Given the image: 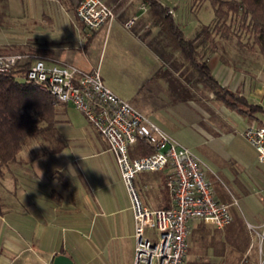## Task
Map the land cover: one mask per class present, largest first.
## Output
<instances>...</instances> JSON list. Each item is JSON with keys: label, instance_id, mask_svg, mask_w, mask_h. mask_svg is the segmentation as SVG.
<instances>
[{"label": "crops", "instance_id": "obj_1", "mask_svg": "<svg viewBox=\"0 0 264 264\" xmlns=\"http://www.w3.org/2000/svg\"><path fill=\"white\" fill-rule=\"evenodd\" d=\"M79 1L0 0V55L22 54L26 62L70 64L90 72L88 45L102 33L110 38L127 31L123 22L137 16L129 31L131 41H137L149 63L135 57L134 67L126 70L129 75L133 69L135 78L128 97L99 72L103 84L197 156L214 199L228 205L232 216L231 223L217 231L230 226L235 215L255 231H264V166L242 135L247 126L264 120V57L257 49L216 34L200 47L217 83L259 108L241 114L193 82L186 63L160 37L142 0H104L116 19L97 31L78 20ZM167 7L179 24L175 10ZM120 41L113 39V46L120 47ZM70 112L68 105L57 107L50 136L28 140L0 178V264H52L58 255L74 264L133 263V205L115 157L94 126ZM140 147L136 144L131 155L143 154ZM69 163L75 168L71 174ZM172 175L170 167L138 174L133 183L139 201L155 210L173 207L166 187ZM207 226L212 225L193 222L192 233ZM220 242L219 237L212 239L211 246L219 260L226 261ZM243 249H231L238 256L234 260L244 256ZM188 251L189 246L186 258Z\"/></svg>", "mask_w": 264, "mask_h": 264}, {"label": "built area", "instance_id": "obj_2", "mask_svg": "<svg viewBox=\"0 0 264 264\" xmlns=\"http://www.w3.org/2000/svg\"><path fill=\"white\" fill-rule=\"evenodd\" d=\"M76 16L89 31L110 25L116 18L104 0H80ZM136 21L137 16H133L123 27L131 29ZM27 59L22 54L0 55V73H9L17 65L28 63ZM29 63L22 75L24 83L40 87L57 104H71L106 139L132 200V264H185L193 222L203 221L217 229L231 223L228 205L214 199L197 156L111 92L98 70L84 72L73 65L47 64L43 60ZM242 135L256 149L258 161L264 166V120L247 126ZM138 143L147 145L151 152L132 156L131 150ZM167 167L173 174L166 187L174 205L169 209H150L139 201L134 178L142 172ZM147 229L157 232L154 240L145 234Z\"/></svg>", "mask_w": 264, "mask_h": 264}, {"label": "trees", "instance_id": "obj_3", "mask_svg": "<svg viewBox=\"0 0 264 264\" xmlns=\"http://www.w3.org/2000/svg\"><path fill=\"white\" fill-rule=\"evenodd\" d=\"M142 1L147 5L160 37L186 63L193 82L201 84L216 100L241 114H253L259 110L217 83L200 47L216 34L224 40L234 39L238 46L257 49L264 57V0H193L196 5L209 1L215 18L211 25L202 26L192 39L184 37L170 8L160 0ZM2 17L0 13V22ZM242 33L247 36V41L241 38ZM212 45L215 47L214 43ZM29 64H19L9 73H0V178L16 161L28 140L49 137L55 128L56 110L60 104L40 87L23 82L22 75ZM140 148L143 154L151 152L145 144L141 143Z\"/></svg>", "mask_w": 264, "mask_h": 264}, {"label": "rangeland", "instance_id": "obj_4", "mask_svg": "<svg viewBox=\"0 0 264 264\" xmlns=\"http://www.w3.org/2000/svg\"><path fill=\"white\" fill-rule=\"evenodd\" d=\"M160 1L175 10L178 25L187 37H193L192 35L196 34L202 26L211 25V22L214 21V10L209 1L199 5H196L193 0ZM132 17L125 20L122 26ZM134 26H136V23L128 30L123 27L127 31L121 32L118 36L112 35L110 38L102 33V36L94 39L86 50L87 60L89 59L88 61H90L89 63L93 68L88 71L99 70L105 82L126 97L131 95L134 87L133 69L129 71V75L126 72L129 67H134L136 64L134 58L139 57L141 62L143 60L145 64L149 63L146 55L138 50L137 41L132 42L133 38L130 36L129 31L131 32ZM115 38L121 40L120 47L113 46L112 40ZM241 38L243 41L248 40L243 33ZM67 105L71 110L70 113L76 112L78 115L83 116L71 104ZM234 218L232 224L222 231H217L213 226H207L204 230L203 228H196L193 233L191 231L192 237L188 240L187 264H219L221 262V264H264V231H255L245 222H240L237 215ZM156 233L150 229L145 230V234L152 240H154ZM217 235L223 242H220L219 245L225 247L226 261L219 260L217 252L211 246V240L218 239ZM234 246L244 248L245 253L240 260H234L238 256L233 251L230 252ZM244 246H247V250ZM216 260H218V263L215 262Z\"/></svg>", "mask_w": 264, "mask_h": 264}, {"label": "water", "instance_id": "obj_5", "mask_svg": "<svg viewBox=\"0 0 264 264\" xmlns=\"http://www.w3.org/2000/svg\"><path fill=\"white\" fill-rule=\"evenodd\" d=\"M52 264H74L72 260L65 255H58L53 258Z\"/></svg>", "mask_w": 264, "mask_h": 264}, {"label": "clouds", "instance_id": "obj_6", "mask_svg": "<svg viewBox=\"0 0 264 264\" xmlns=\"http://www.w3.org/2000/svg\"><path fill=\"white\" fill-rule=\"evenodd\" d=\"M68 169H69V174H71L72 172L75 171V168L73 165H71L70 163L67 165Z\"/></svg>", "mask_w": 264, "mask_h": 264}]
</instances>
